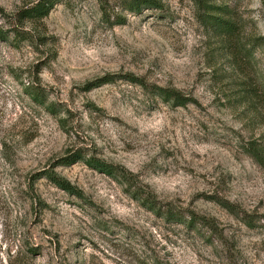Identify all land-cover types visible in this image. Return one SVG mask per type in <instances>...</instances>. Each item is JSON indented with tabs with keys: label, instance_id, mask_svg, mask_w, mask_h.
Instances as JSON below:
<instances>
[{
	"label": "rangeland",
	"instance_id": "obj_1",
	"mask_svg": "<svg viewBox=\"0 0 264 264\" xmlns=\"http://www.w3.org/2000/svg\"><path fill=\"white\" fill-rule=\"evenodd\" d=\"M38 1L0 0V264H264V0H204L232 34L199 0Z\"/></svg>",
	"mask_w": 264,
	"mask_h": 264
},
{
	"label": "trees",
	"instance_id": "obj_2",
	"mask_svg": "<svg viewBox=\"0 0 264 264\" xmlns=\"http://www.w3.org/2000/svg\"><path fill=\"white\" fill-rule=\"evenodd\" d=\"M201 9L203 13L201 14V18L210 24L211 27L215 29H220L225 31V34H232L238 31V25L234 21L230 10L227 5L218 6L215 4H211L209 2H204V0H199ZM57 3V0H39L32 7L26 8L19 13V19L26 18H38L43 17L49 14L52 8ZM134 4L136 7L139 6V1L136 0ZM160 7L161 3L157 0H145V6ZM145 87L148 88V84L145 82ZM154 93H159L163 95L168 100H173L175 104L184 105L188 101H192L190 97L181 94L176 89L165 88L161 86L153 85L151 87ZM69 159V158H68ZM68 161V160H67ZM70 162V161H68ZM48 177L55 182L57 185L62 187L63 189L73 190L74 186L67 180L60 178L54 172H51ZM144 204L152 211L157 213V215H167L170 219H178L180 218L176 212H173L170 208L166 210L168 205L160 204L151 193L147 194L145 198H143ZM190 223L195 224L197 222L196 214L194 212L190 213Z\"/></svg>",
	"mask_w": 264,
	"mask_h": 264
}]
</instances>
